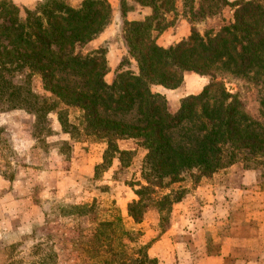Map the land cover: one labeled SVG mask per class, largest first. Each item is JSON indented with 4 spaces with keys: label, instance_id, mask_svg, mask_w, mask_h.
Segmentation results:
<instances>
[{
    "label": "trees",
    "instance_id": "obj_1",
    "mask_svg": "<svg viewBox=\"0 0 264 264\" xmlns=\"http://www.w3.org/2000/svg\"><path fill=\"white\" fill-rule=\"evenodd\" d=\"M133 1L150 9L143 20L126 21L124 27L138 73L120 67L108 84L106 49L83 53L110 25L107 0H84L77 7L47 0L24 14L11 1L0 0V112L24 108L39 115L57 113L64 133L106 144L105 164L113 155L127 154L119 149V141L135 140L144 147L146 185L139 184L138 200L128 208L130 219L140 225L150 208L158 210L163 222L181 201V193L162 194L164 190L187 176L215 175L243 156L260 162L264 181V0H221L234 9L228 25L205 36L193 31L169 49L158 39L173 24L176 0ZM124 9L123 3V14ZM186 72L209 77L210 82L200 94L183 98L179 110L171 113L166 97L153 88L178 89ZM59 74L82 79L84 87L62 84ZM33 78L50 96L29 88ZM223 80L238 83L240 89L231 93ZM242 88L255 95L257 116L248 113ZM70 110L81 112L78 124L69 120ZM134 110L140 119L136 124L110 116ZM188 125L187 140L172 137ZM260 189L264 191V185ZM74 210L80 217L92 215V226L81 229L74 240L65 233L49 240L58 239L64 251L77 253L80 264H160L149 254L150 247L141 244L142 231L129 228L122 216L101 219L96 206ZM56 259L52 249L41 264H56Z\"/></svg>",
    "mask_w": 264,
    "mask_h": 264
},
{
    "label": "rangeland",
    "instance_id": "obj_2",
    "mask_svg": "<svg viewBox=\"0 0 264 264\" xmlns=\"http://www.w3.org/2000/svg\"><path fill=\"white\" fill-rule=\"evenodd\" d=\"M9 1L24 14V10H34L47 0ZM61 1L77 7L84 0ZM107 1L112 8L110 25L84 48L83 53L106 49L108 62L116 66L114 69L110 67L106 76V82L112 84L120 67L138 73L137 63L130 56L124 39V27L126 21L143 20L150 14V9L139 7L133 0ZM176 2V12L170 17L173 24L158 39V44L166 49L187 39L193 31L201 36L210 31L217 32L234 18V9L225 6L221 0ZM123 3L126 5L124 14ZM185 20V27H180ZM185 31H189L187 37ZM57 77H60L64 85L84 87V81L77 77L66 74ZM205 79L208 85L210 78ZM222 82L231 93L240 89V85L232 80ZM195 85L191 93L199 92L200 83L196 82ZM29 86L35 93L50 96L42 90L38 79L33 78ZM158 88L161 87L155 86L153 91L158 93ZM241 91L248 113L257 116L255 95L245 88ZM182 99L178 107L174 106L176 99L170 102L167 100L171 113L179 110ZM68 114L71 123H79L82 115L80 111L70 110ZM110 116L132 124L140 120L137 110ZM188 129L189 125L182 130H175L172 137L178 141L187 140ZM118 147L127 154L122 157L113 155L105 164L106 144L94 137L64 133L57 113L39 115L24 108L0 112V264H41L52 249L57 256L56 264H80L77 253L64 251L58 239L50 241L49 237L65 233L68 240H74L79 237L81 229L91 227L92 215L80 217L74 214L75 207L85 205L96 206L101 219L122 216L129 228L142 231L141 244L150 247L149 254L152 257L165 253L169 254L172 261L171 254L178 252L184 241L188 240V228H192L189 231L192 233L197 225L195 221H212L211 217L206 219L202 215L209 202L214 199L228 202L237 192L235 190L245 188L244 179L250 178L254 182L257 180L255 174L261 179L260 162L244 156L236 164L210 177L187 176L162 192L169 194L172 191L182 195L181 201L173 205L165 221L161 222L157 209L150 208L143 223L135 225L129 217L128 208L138 200L135 192L140 188L139 184L146 185L142 169L147 150L135 140L119 141ZM261 182L264 185L262 179ZM247 189L250 191L247 194L255 198L256 194L252 193V190L258 191L255 185ZM221 220L227 222L226 213L221 215ZM157 241L164 245L163 249L154 246ZM159 262L163 263L161 260ZM166 262L175 264L174 261Z\"/></svg>",
    "mask_w": 264,
    "mask_h": 264
},
{
    "label": "crops",
    "instance_id": "obj_3",
    "mask_svg": "<svg viewBox=\"0 0 264 264\" xmlns=\"http://www.w3.org/2000/svg\"><path fill=\"white\" fill-rule=\"evenodd\" d=\"M184 23L187 21L182 22L180 27H185ZM188 32L185 31L186 37ZM109 65L111 69L116 67L112 63ZM196 82L201 85L198 92L200 93L207 85V80L196 73L186 72L185 86L175 90L161 87L157 92L163 94L169 102L176 99L174 106L178 107L182 98L198 94L190 92L195 89ZM255 176L257 180L254 182L250 178L244 179L245 188L235 190L237 192L227 200L228 202L214 199L208 203L202 215L206 219L211 217L212 221L206 223L195 221L199 226L196 225L192 233L189 232L192 228H188L186 238L188 240H183L182 244L184 247L187 243V250L182 247L178 252L174 251L171 254L175 264H264V191L260 189L262 183L260 177L257 174ZM252 185L258 189L256 192L252 190V193L256 194L255 198L247 194L250 191L246 190V187ZM257 197L258 201H256ZM223 213L227 215V222L221 220ZM154 246H161L162 249L164 247L158 241ZM154 257L161 260L162 264L166 261V263L172 262L169 254L158 253Z\"/></svg>",
    "mask_w": 264,
    "mask_h": 264
}]
</instances>
